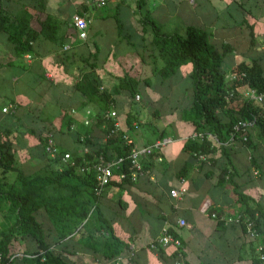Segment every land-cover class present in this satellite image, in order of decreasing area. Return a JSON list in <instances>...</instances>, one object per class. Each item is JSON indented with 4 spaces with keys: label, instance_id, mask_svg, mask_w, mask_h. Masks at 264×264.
<instances>
[{
    "label": "crops",
    "instance_id": "0c3cea01",
    "mask_svg": "<svg viewBox=\"0 0 264 264\" xmlns=\"http://www.w3.org/2000/svg\"><path fill=\"white\" fill-rule=\"evenodd\" d=\"M105 1L97 6L94 0H44L43 9L35 11L30 26L39 31L47 16L49 24L34 41L31 53L15 55L12 45L0 33V141L11 143L14 159L26 174L47 167L48 157L41 144L47 128L54 130L60 149L72 155L82 157L85 147L96 152L94 149L104 145V123L95 118L87 126L82 123L87 109L96 114L99 107L91 102L81 105L87 98L74 84L91 70V78L110 93L115 109L118 97L127 96L122 90L112 92L124 73L140 80L152 79L151 29L141 23V14L146 10L165 32H182L187 25H196L210 31V41L215 46L230 45L222 63L228 71L238 62L253 58H259L264 68V0H144L141 9L136 0ZM9 5L15 11L18 1ZM75 14L88 21L85 38L78 36L72 24ZM248 23L252 24L255 38L252 46ZM91 43L97 45L98 51L92 60L94 65L89 67L83 58L94 50ZM154 78L160 85H168L167 80ZM165 93L158 96L164 99ZM153 94L152 101L156 100ZM116 112L121 127L137 145L161 137L172 138L161 149L162 161L153 156L145 160L149 174L131 184L109 185L99 197L101 213L126 245L116 257H105L107 232L97 231L99 222L90 220L72 239L66 237L50 247L73 264H175L177 255L172 245L151 246L162 226L167 225L181 240V260L185 264H257L258 239L248 236L242 225L224 224L208 215L210 211L234 214L241 212L244 205L236 201L228 179H219L225 164L219 154L213 156L212 162L200 163L183 149L184 141L194 132L193 125L183 121L180 114H157L166 118L162 121L164 127L142 131L135 115L133 128L128 129L124 123L128 111L123 115ZM64 113L74 118L71 129L62 123ZM74 129H87L92 144L78 141ZM255 142L252 156L264 169L260 157H264L260 154L264 146ZM113 148L110 144L108 150ZM250 155L242 143L234 145L230 158L239 173L234 181L264 207V176L253 180L251 174L258 172L250 166ZM13 177L14 172L7 173V183ZM61 180L76 183L87 194L88 186L77 177L65 175ZM180 187L185 190L171 196L170 191ZM6 207L5 202H0V215L8 214ZM38 214L43 216V211ZM180 218L185 224H178ZM12 223L14 219L8 226L0 222V229ZM43 225L52 230L48 219L43 220ZM17 246L19 251L33 248L28 242Z\"/></svg>",
    "mask_w": 264,
    "mask_h": 264
},
{
    "label": "trees",
    "instance_id": "16d2710c",
    "mask_svg": "<svg viewBox=\"0 0 264 264\" xmlns=\"http://www.w3.org/2000/svg\"><path fill=\"white\" fill-rule=\"evenodd\" d=\"M12 1L16 0H0V33L4 34L6 41L12 45L14 54L19 56L33 51V43L49 24L50 16L40 23V30L35 31L30 26V20L35 11L43 9L44 0H17L18 7L15 11L10 10L9 4ZM143 2L144 0H136L138 8H142ZM141 15L143 26L148 25L151 29L150 50L153 56L150 64L153 77L158 78L159 81L168 80L182 65L189 63L191 67L188 85L181 89L183 99L180 98L178 102L171 104L172 110H180V118L190 122L194 131L210 133L217 139L214 141L205 135L201 138L188 137L183 143V149L200 163L212 162L213 156L219 154L225 161L219 179L227 178L233 185L236 201L244 205L242 216L254 222L264 239V207L234 181V177L239 175L230 158L235 144H225L235 122L254 117L255 124L247 133V140L243 141L242 145L251 152L250 166L260 175H264L262 165L252 156L257 146L252 137L264 146V100L257 102L245 98L240 91L241 88L248 87L258 93H264V68L260 59L253 58L250 61L238 62L230 69L229 75L233 77L229 78L222 68V63L230 45L222 43L219 47L215 46L210 41V31L196 25H187L182 32H165L150 16L149 11L146 10ZM247 25L249 45L252 46L255 41L253 27L252 24ZM91 47L94 50L89 51L83 58L89 67L94 65L92 60L95 59L98 51L95 43H91ZM157 62L160 66H157ZM90 73L91 70L82 77V80H77L74 88L87 98L81 105L84 106L87 102L98 105L96 120L98 123H104L105 135L108 134L104 145L94 150L102 152L107 159L116 157L126 148L119 138L121 132L126 129L121 127L120 131L109 134L112 121L105 119L101 114H104L111 104L113 106L112 98L110 93L101 89L99 82L91 78ZM151 81L150 77L140 80L124 73L118 84L112 87V92L122 90L133 99L137 93L141 96V84L150 87ZM229 91H232L231 95ZM181 100L185 102L182 104ZM153 112L157 115V109ZM134 117L131 112L126 113L124 123L128 129L133 128ZM73 122L72 115L66 113L62 115V123L66 129H71ZM47 131L54 132L51 128L45 130L41 137L42 147ZM74 132L78 141H81L80 136L84 135L85 138L81 142L92 144L91 138L87 136V129L84 131L74 129ZM110 144L114 148L108 150ZM43 153L48 157L47 167L42 171L26 174L14 159L11 143L0 141V202L6 203L7 213L15 218L14 223L8 228L0 229L1 264H73L50 246L53 243L59 244L66 237L72 239L90 220L99 222L97 231L102 229L107 232L104 238L105 257L113 258L119 255L126 244L114 234L109 220L99 209L98 200L102 194L98 196L93 191L95 182L92 173H79L77 168L64 163L59 155L50 157L44 148ZM199 154H202L204 159L199 158ZM72 156L80 161L79 155ZM85 156L92 159L91 154ZM9 172H14V177L10 183H7ZM65 175L77 177L86 183L87 194L76 183L62 181L61 178ZM132 182L135 181H130L128 178H114L109 185L122 186ZM41 210L43 216L51 223L52 230L44 228L43 221L38 217ZM171 231L176 233L172 229ZM25 242L33 245L31 251L26 248L22 251L18 250L17 244ZM14 252L31 254V256L11 259L10 256ZM256 260L257 264H260L257 258Z\"/></svg>",
    "mask_w": 264,
    "mask_h": 264
},
{
    "label": "built area",
    "instance_id": "2783aa9c",
    "mask_svg": "<svg viewBox=\"0 0 264 264\" xmlns=\"http://www.w3.org/2000/svg\"><path fill=\"white\" fill-rule=\"evenodd\" d=\"M97 6H102L106 3L105 0H94ZM72 24L76 28L78 36L80 38H85L87 35L88 21L80 15H73ZM68 46H63L66 49ZM229 78H232V75H228ZM232 94V91H229V95ZM245 98L262 102L264 100V93H258L253 88L245 87L242 94ZM135 100L140 99V95L137 93L134 96ZM85 117L82 123L87 126L91 123L92 119L97 117V114H92L90 109L85 111ZM105 119L112 121V126L110 128L109 134L116 131H120L121 123L118 119V114L113 108L112 104L107 109L104 114ZM255 124V118L250 119H240L233 125V130L230 133V137L225 144H236L243 143L247 140V133L252 130ZM108 135V134H107ZM105 135V137L107 136ZM205 135L208 138L217 141L216 137L210 133H199L194 131L189 137H199L201 138ZM88 136V135H87ZM85 136L81 135L80 139L84 140ZM120 140L125 146L123 153L112 158H105L102 152H93L90 151L87 147L84 148V155L80 158V161H77L70 152L62 151L56 142V136L53 131H47L44 136L43 148L44 151L50 156H60L61 160L66 163L68 166H73L80 170L81 172L87 173L91 172L94 177L95 185L93 186V191L96 195H101L105 188L109 185L111 180L124 179L128 178L130 181H136L140 176L150 173V170L145 165V160L149 157H155L157 161H162L163 156L161 155V149L172 141L171 137H161L150 143L137 145L134 143L133 138H131L127 133L121 132L119 136ZM85 154H91L92 159H88ZM199 158L204 159L202 154L198 155ZM256 173V171H255ZM183 187H180L178 190L173 189L170 191L171 196H178L180 191H184ZM209 217L222 222L224 224L236 223L242 225L245 233L250 236L252 239H258V242L255 247L256 258L259 260L260 264H264V239L259 233L257 227L254 225V222L249 218H244L241 212H236L234 214H223L219 215L216 211L208 212ZM178 224L183 225L185 221L180 218L178 219ZM161 245L166 247L172 245L175 249L177 260L175 264H185L182 258V243L178 235L173 233L169 226L163 225L158 237L151 243V246L155 247ZM51 248V247H50ZM22 256H31V254H23L22 252H14L10 258L22 257ZM2 260V254L0 252V264Z\"/></svg>",
    "mask_w": 264,
    "mask_h": 264
},
{
    "label": "rangeland",
    "instance_id": "374dc122",
    "mask_svg": "<svg viewBox=\"0 0 264 264\" xmlns=\"http://www.w3.org/2000/svg\"><path fill=\"white\" fill-rule=\"evenodd\" d=\"M222 68L226 70L228 75L230 74V71H228V68H226L225 64H222ZM189 70H190L189 63L182 65L178 69L176 74L166 81L168 82V83H165L166 85L168 84L167 86L160 85V83H158V81L154 77H152L150 87H147V86L141 87V90H140L141 96L139 100H135L134 97L133 99L129 98L128 95L126 97L120 96L118 97L116 101L115 109L118 111L120 115L125 114L127 111L131 112L133 115H136L138 117L139 130L146 131L148 130L149 127L158 128V129L163 128L164 125L162 121L165 120L166 118L164 116H158V117L155 116L156 114H154L153 110L157 109V114H179L180 113V110H177V109H173L174 110L173 111L171 104L178 102V100L182 98L183 90L181 91V89L188 85ZM163 91L164 92L166 91V93L164 94V96L166 95V97H164V99L158 96V94H161V92ZM124 93L125 95L127 94L125 91ZM152 93H155L153 94V96H155L156 100L152 101ZM169 94H170V97H169ZM181 102L183 104L185 101L181 100ZM252 140L254 142L257 141L253 137H252ZM260 154H264V150L260 152ZM260 157L263 159L262 162H264L263 155L262 156L260 155ZM251 176L253 177V180H255V179H259L260 177L264 175H260L259 173H255V174L253 173L251 174ZM38 217L42 221L45 219L44 216L39 215V214H38ZM12 219H15L13 215H8V214L0 215V222L3 223L4 226L5 225L8 226V224L11 222Z\"/></svg>",
    "mask_w": 264,
    "mask_h": 264
}]
</instances>
